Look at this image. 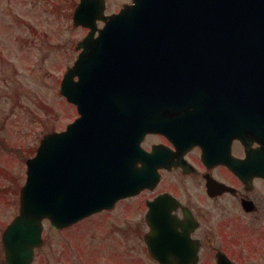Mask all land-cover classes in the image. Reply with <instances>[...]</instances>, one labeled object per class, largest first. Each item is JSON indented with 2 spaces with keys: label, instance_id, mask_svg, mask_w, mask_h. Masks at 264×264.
Segmentation results:
<instances>
[{
  "label": "water",
  "instance_id": "1",
  "mask_svg": "<svg viewBox=\"0 0 264 264\" xmlns=\"http://www.w3.org/2000/svg\"><path fill=\"white\" fill-rule=\"evenodd\" d=\"M105 7V0H80L74 11V23L90 31L61 93L80 116L46 134L28 160L8 233L31 249L43 241L45 219L69 226L158 180L141 141L157 126L150 112L181 89L223 81L233 112L264 111L256 90L260 84L264 93V0H133L111 16ZM151 254L160 258L157 248Z\"/></svg>",
  "mask_w": 264,
  "mask_h": 264
},
{
  "label": "flooded vegetation",
  "instance_id": "2",
  "mask_svg": "<svg viewBox=\"0 0 264 264\" xmlns=\"http://www.w3.org/2000/svg\"><path fill=\"white\" fill-rule=\"evenodd\" d=\"M256 90L262 103L260 84ZM19 98L14 84H0V264H53L46 225L43 243L34 250L8 234L28 178ZM232 106L222 81L213 88L181 89L175 100L150 112L157 126L141 145L159 181L101 211L111 213L125 201L113 218L124 229L126 243L119 246L127 256L133 258L131 236L137 234L156 264H264V111L233 112ZM133 210L140 213L134 225ZM151 247L157 248L158 260ZM79 251L81 261L67 264L85 262Z\"/></svg>",
  "mask_w": 264,
  "mask_h": 264
},
{
  "label": "rangeland",
  "instance_id": "3",
  "mask_svg": "<svg viewBox=\"0 0 264 264\" xmlns=\"http://www.w3.org/2000/svg\"><path fill=\"white\" fill-rule=\"evenodd\" d=\"M78 1L0 0V84H14L19 90L22 107L17 116L23 126L20 131L25 132L28 158L33 156L44 133L65 129L78 115L76 106L60 93L63 74L79 56L76 44L88 31L73 24ZM106 1L110 14L132 0ZM5 115L1 113L2 117ZM124 203L111 213L91 215L64 231H57L46 222L53 264L81 261V248L85 258L82 264H156L143 252L137 234L131 236L134 246L129 255L133 258L120 249L125 246L126 237L122 235V224H114L113 217ZM130 216L134 225L140 213L133 210Z\"/></svg>",
  "mask_w": 264,
  "mask_h": 264
}]
</instances>
